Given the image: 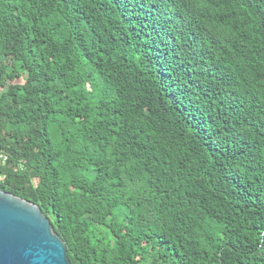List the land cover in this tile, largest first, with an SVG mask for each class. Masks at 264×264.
I'll list each match as a JSON object with an SVG mask.
<instances>
[{
	"label": "trees",
	"instance_id": "trees-1",
	"mask_svg": "<svg viewBox=\"0 0 264 264\" xmlns=\"http://www.w3.org/2000/svg\"><path fill=\"white\" fill-rule=\"evenodd\" d=\"M0 176L72 264H264V0H0Z\"/></svg>",
	"mask_w": 264,
	"mask_h": 264
},
{
	"label": "water",
	"instance_id": "water-1",
	"mask_svg": "<svg viewBox=\"0 0 264 264\" xmlns=\"http://www.w3.org/2000/svg\"><path fill=\"white\" fill-rule=\"evenodd\" d=\"M0 264H72L41 207L1 189Z\"/></svg>",
	"mask_w": 264,
	"mask_h": 264
},
{
	"label": "rangeland",
	"instance_id": "rangeland-1",
	"mask_svg": "<svg viewBox=\"0 0 264 264\" xmlns=\"http://www.w3.org/2000/svg\"><path fill=\"white\" fill-rule=\"evenodd\" d=\"M14 75H15V74H14V73H12V74H10V75H6V76H5V78H7L8 76H10V77H11V76H14Z\"/></svg>",
	"mask_w": 264,
	"mask_h": 264
},
{
	"label": "built area",
	"instance_id": "built-area-1",
	"mask_svg": "<svg viewBox=\"0 0 264 264\" xmlns=\"http://www.w3.org/2000/svg\"><path fill=\"white\" fill-rule=\"evenodd\" d=\"M3 179H4V177L3 176H0V181L3 180Z\"/></svg>",
	"mask_w": 264,
	"mask_h": 264
}]
</instances>
